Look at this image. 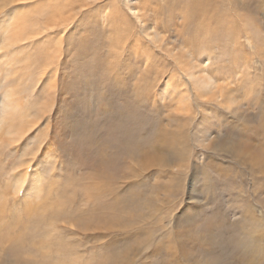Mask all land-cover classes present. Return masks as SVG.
<instances>
[{"label": "rangeland", "instance_id": "374dc122", "mask_svg": "<svg viewBox=\"0 0 264 264\" xmlns=\"http://www.w3.org/2000/svg\"><path fill=\"white\" fill-rule=\"evenodd\" d=\"M132 3L0 0V264H264V0Z\"/></svg>", "mask_w": 264, "mask_h": 264}, {"label": "bare ground", "instance_id": "6f19581e", "mask_svg": "<svg viewBox=\"0 0 264 264\" xmlns=\"http://www.w3.org/2000/svg\"><path fill=\"white\" fill-rule=\"evenodd\" d=\"M116 3L118 4L117 9L115 10V16H119L121 18H125L122 15V10H126V11H133V12H138L137 15L135 16L138 21L140 22V28L143 30L144 29V33L146 35H149V33L147 32V30L149 29V20L148 18H144L147 14L143 15L140 13L142 7L139 6V9H137L136 7H134V4L132 3V0H116ZM153 37L150 38L152 40H158L159 36L158 34H154L152 35ZM22 181V180H21ZM36 181V180H35ZM35 181H33V183H35ZM26 182V181H25ZM24 182V183H25ZM21 185V184H20Z\"/></svg>", "mask_w": 264, "mask_h": 264}]
</instances>
